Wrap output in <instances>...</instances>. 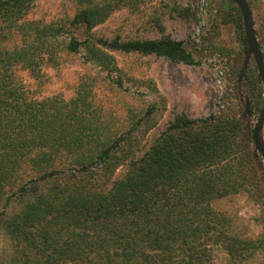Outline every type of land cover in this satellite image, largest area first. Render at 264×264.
<instances>
[{"label": "trees", "instance_id": "trees-1", "mask_svg": "<svg viewBox=\"0 0 264 264\" xmlns=\"http://www.w3.org/2000/svg\"><path fill=\"white\" fill-rule=\"evenodd\" d=\"M34 1L0 0V264H216L218 250L221 264H264V231L241 237L213 207L232 195L262 197L245 120L224 111L198 120L179 114L142 149L138 135L155 126L165 99L112 55L196 66V49L169 36L93 34L115 10L151 0H70L74 11L61 23L28 20ZM224 2L245 52L239 10ZM174 10L189 17V7ZM80 52L103 81L140 100L127 108V130L95 108L89 75L69 100L31 98L17 79L16 69L39 79L41 64ZM247 79L250 115H259L255 64Z\"/></svg>", "mask_w": 264, "mask_h": 264}, {"label": "rangeland", "instance_id": "rangeland-1", "mask_svg": "<svg viewBox=\"0 0 264 264\" xmlns=\"http://www.w3.org/2000/svg\"><path fill=\"white\" fill-rule=\"evenodd\" d=\"M224 1L227 0L146 1L136 9L123 7L115 10L93 28L96 37L118 36L126 40L169 36L196 49L195 55L199 60L196 66L173 63L152 55L112 53L118 68L130 76L153 80L165 99L166 109L157 117L155 126L143 137L138 135L142 149L150 145L165 125L179 114L198 120L224 111L245 120L250 128L255 124L258 114L242 117L244 99L253 100L247 79L254 72L253 56L247 50L243 52ZM246 1L264 60V0ZM229 5L234 6L232 2ZM176 6L189 7V17H178L174 10ZM73 11L70 0H35L27 19L61 23ZM15 73L27 95L37 100L52 96L69 100L75 95L80 77L89 75L96 80L92 82L95 108L101 112L100 115L114 122L116 128L123 126L127 130L130 127L126 126L127 108L139 106L140 100L134 95L115 89L103 81L95 69L84 65L81 52L62 56L58 64H41L39 79H34L23 69H16ZM260 136L264 144V124ZM252 159L261 180L262 197L242 193L213 204L214 209L232 218L233 231L246 238H256L264 231V161L254 152L253 146ZM124 170L125 166L119 167L114 178ZM215 255L216 264L223 263L225 253L218 250Z\"/></svg>", "mask_w": 264, "mask_h": 264}, {"label": "water", "instance_id": "water-1", "mask_svg": "<svg viewBox=\"0 0 264 264\" xmlns=\"http://www.w3.org/2000/svg\"><path fill=\"white\" fill-rule=\"evenodd\" d=\"M230 1L239 10L243 24V29H244L246 48L247 51L253 56V60L257 72L256 76L257 79L259 80V83L263 86V90H264V60L254 33L250 7L246 0H230ZM246 62L247 61H245V63ZM242 117H250L248 98L244 99V110L242 113ZM263 124H264V99H263L261 111L258 115V118L256 119L252 131L250 132V136L252 139L251 142L253 144L252 146L254 152L257 153L264 161V144L260 136Z\"/></svg>", "mask_w": 264, "mask_h": 264}, {"label": "flooded vegetation", "instance_id": "flooded-vegetation-1", "mask_svg": "<svg viewBox=\"0 0 264 264\" xmlns=\"http://www.w3.org/2000/svg\"><path fill=\"white\" fill-rule=\"evenodd\" d=\"M245 124H246V126L248 127V129H249L250 132H251L252 129H253V127H254V125L250 128L249 124H247V123H245ZM250 132L248 133V137H249L250 141H252L251 136H250ZM251 145H253L252 142H251Z\"/></svg>", "mask_w": 264, "mask_h": 264}]
</instances>
